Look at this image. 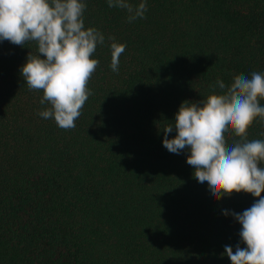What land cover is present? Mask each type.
Here are the masks:
<instances>
[{
	"label": "trees",
	"instance_id": "16d2710c",
	"mask_svg": "<svg viewBox=\"0 0 264 264\" xmlns=\"http://www.w3.org/2000/svg\"><path fill=\"white\" fill-rule=\"evenodd\" d=\"M83 2L105 42L72 129L39 115L50 105L21 75L35 42L0 41V264H231L224 246H245L231 212L257 198H214L162 129L218 79L264 73V0H128L147 4L131 23L107 0ZM110 37L126 45L118 72ZM247 139L264 140V121Z\"/></svg>",
	"mask_w": 264,
	"mask_h": 264
},
{
	"label": "clouds",
	"instance_id": "9594fccd",
	"mask_svg": "<svg viewBox=\"0 0 264 264\" xmlns=\"http://www.w3.org/2000/svg\"><path fill=\"white\" fill-rule=\"evenodd\" d=\"M109 7L125 9L128 22L144 18L146 2L134 7L128 0H107ZM83 0H0V41L24 46L37 45L21 67L29 90H42L40 103L50 107L39 115L53 119L58 127L74 128L89 96L88 82L99 65L92 58L105 38L97 29L85 28ZM112 42L111 69L118 72L119 58L126 45ZM43 57V58H42ZM220 92L215 91L216 88ZM213 91L197 102L183 101L174 123L163 129V146L173 154L188 153L187 163L194 178L207 184L217 200L233 193H249L257 199L242 213L231 212L241 225L235 250L225 245L223 255L231 264H264V140L247 139V130L256 120L264 121V73L252 72L233 78L226 86L217 80ZM175 130V136L169 133ZM233 131L240 139L226 143ZM224 215H229L228 211Z\"/></svg>",
	"mask_w": 264,
	"mask_h": 264
}]
</instances>
